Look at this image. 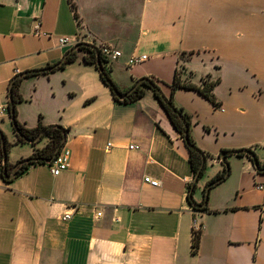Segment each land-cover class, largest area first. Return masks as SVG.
<instances>
[{"label":"crops","instance_id":"1","mask_svg":"<svg viewBox=\"0 0 264 264\" xmlns=\"http://www.w3.org/2000/svg\"><path fill=\"white\" fill-rule=\"evenodd\" d=\"M80 42L121 51L106 65L119 90L150 77L172 95L207 154L203 174L191 192L189 150L151 88L133 102L115 100L78 51L19 85L18 121L67 128L70 158L57 175L51 161L0 175V264H264V189L256 186L264 172L253 160L227 156L230 173L203 204L205 184L224 168L222 149L249 148L264 163V0H0V130L11 164L48 137L18 141L10 80L56 64ZM132 55L146 59L129 64ZM179 67L197 85L218 79V106L196 90L172 91ZM146 175L159 185L145 183ZM195 224L201 233L192 252Z\"/></svg>","mask_w":264,"mask_h":264},{"label":"trees","instance_id":"2","mask_svg":"<svg viewBox=\"0 0 264 264\" xmlns=\"http://www.w3.org/2000/svg\"><path fill=\"white\" fill-rule=\"evenodd\" d=\"M79 47L76 50H69L65 53L63 56V59L61 60V64L58 66L54 65H48L41 69H33L30 71H27L25 74L23 73H16L9 83L8 88V96H9V102H8V109L10 110L11 119L13 123V127L15 129V132L18 136V141H29L33 145H35L38 141H40L43 137L47 136L48 141L40 148H35L33 153L23 159L24 162L20 164L16 169L13 176H16L17 174L21 173L27 165L31 163H45L46 160L54 157L56 152V147L61 143V145L64 144V141L62 142L63 138H66L67 128L62 127L58 124H49L45 125L41 121L37 123L35 127H26L22 123L18 121L16 118V109L15 106L17 102H19L22 97L19 93V85L21 83V80L29 75V74H36V73H46L49 71H53L57 68L63 67L69 62L74 61L78 57V51H83L84 55L83 58L85 61L89 63H93L99 70V74L102 78V80L110 87L111 92L113 94V97L115 100L123 103L133 102L137 100L139 97H141L144 94L145 87H149L153 90L155 96L165 109L167 115L169 116L173 126L177 129V131L180 132L181 136L183 137L185 144L189 150V161L191 168L196 174L201 166L202 159L207 156V154L202 151L196 144L194 139L191 136L190 133V125H191V119L190 116L183 111L182 108L176 106L173 102L172 95L169 97H165L161 90L159 85L150 77H142V82L131 92L129 93L126 98L119 99L116 95V91L123 92L117 88L115 83L112 81L110 77V69L106 66V63L100 53V50L98 47L80 42L78 43ZM97 52L99 53L98 58L100 60V66L97 65ZM182 67L177 68L175 70V73L173 75V80L171 82V88L172 91H174L177 88H184V89H192L199 92L201 95H203L206 99H208L211 103L218 106V103L215 99L214 93H213V87L218 82V79L210 80L209 77H204L201 80V84L197 85L192 83L189 80L182 79ZM139 80V79H138ZM137 81V80H136ZM135 81V82H136ZM134 82V83H135ZM12 110V111H11ZM187 129V139L184 138V132ZM42 132L41 137L38 140H34L40 133ZM10 143L7 141V138L5 134L0 130V167H1V174L3 172V167H6V172L9 174L14 167L15 164H11L8 161V151L10 147ZM237 151V152H235ZM247 152H250L252 154H255L251 149L249 148H242V149H222L219 153V157L221 158V155L224 154V158L222 159L224 163V168L221 173L217 174L213 178H211L204 186V189L207 185H209L208 190L220 182L221 180L225 179L229 173H230V165L227 160V156L231 154L236 155H247L251 160V155ZM257 170L264 172V163H259L255 166ZM205 168V162L203 164V167L199 171V175L197 179L192 183V186H190L191 192L193 191L195 184L197 180L202 176L203 171ZM12 176V177H13ZM6 179H10L11 177H5ZM205 191V190H204ZM208 195V193H207ZM206 196L204 195L203 201H206ZM188 200L191 203L192 206L198 207L200 203H196L191 193L188 195ZM206 205L202 206L201 209H205ZM200 231L197 233H194L193 239H192V252H196L199 240H200Z\"/></svg>","mask_w":264,"mask_h":264},{"label":"built area","instance_id":"3","mask_svg":"<svg viewBox=\"0 0 264 264\" xmlns=\"http://www.w3.org/2000/svg\"><path fill=\"white\" fill-rule=\"evenodd\" d=\"M34 33L35 34L43 33L40 30L39 22H36L34 24ZM67 41H68V37L63 36L59 38L60 43H66ZM98 48L106 65L110 64L113 60L117 59L121 55V51L112 44H101ZM145 59H146V55H132L129 57L128 62L129 64H135ZM16 73H18V71H16ZM131 147H135V146L132 145ZM69 158H70V150L64 144L61 145L57 154L53 157L52 161L49 163L51 173L53 175H57L62 170L66 169L69 164ZM0 175H1V171H0ZM143 181L153 186L159 185V181L157 179L152 178L150 175L144 176ZM256 186L260 189H264V184L257 183ZM71 215L72 212H66L62 215V218L67 220L71 217ZM100 215L101 212L98 211L97 216ZM198 231H199V227H197L195 224L194 233H197Z\"/></svg>","mask_w":264,"mask_h":264},{"label":"water","instance_id":"4","mask_svg":"<svg viewBox=\"0 0 264 264\" xmlns=\"http://www.w3.org/2000/svg\"><path fill=\"white\" fill-rule=\"evenodd\" d=\"M78 47H79V44L77 43L74 47H72L70 50H76V49H78ZM98 55H99V53L97 52V58H98ZM61 62L62 61H59V62H57L54 66H58L59 64H61ZM100 60H99V58L97 59V65H98V67L100 66ZM26 72H23V74H25ZM142 82V79H139V80H137L127 91H124V92H119V91H116V95H117V97L119 98V99H124V98H126V96L129 94V93H131L140 83ZM12 111V110H11ZM41 135H42V132L34 139V140H38L40 137H41ZM184 138L185 139H187V129L185 130V132H184ZM63 141H65V139L63 138V140H62V142ZM61 147V143L56 147V152L59 150V148ZM235 152H237V151H235ZM247 153H249L250 155H251V158H252V160H253V163L255 164V166H257L258 165V160H257V157H256V155L255 154H252V153H250V152H247ZM55 155H56V153H55ZM224 158V154H222L221 155V159H223ZM52 159H53V157H51V158H49V159H47L46 161L47 162H50V161H52ZM24 162V160H20L19 162H17L15 165H14V167L12 168V170H11V172L9 173V174H7V172H6V167L4 166L3 167V172H2V175L4 176V177H12L13 175H14V173H15V169L20 165V164H22ZM204 162H205V157L202 159V163H201V166H200V168H199V170H198V172L195 174V179H197V177H198V175H199V171L201 170V168L203 167V164H204ZM208 188H209V185H207L206 186V188H205V193H204V195L206 196V198H207V193H208ZM203 204H205V201H204V203Z\"/></svg>","mask_w":264,"mask_h":264}]
</instances>
